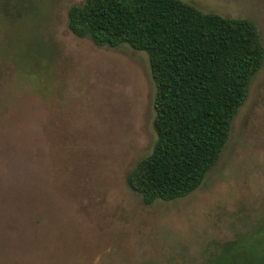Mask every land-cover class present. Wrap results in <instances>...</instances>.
I'll use <instances>...</instances> for the list:
<instances>
[{"label": "rangeland", "instance_id": "rangeland-1", "mask_svg": "<svg viewBox=\"0 0 264 264\" xmlns=\"http://www.w3.org/2000/svg\"><path fill=\"white\" fill-rule=\"evenodd\" d=\"M0 16V264H261L264 52L200 185L149 205L125 174L154 142L145 52L66 27L83 0H4ZM254 22L264 0H181Z\"/></svg>", "mask_w": 264, "mask_h": 264}, {"label": "trees", "instance_id": "trees-1", "mask_svg": "<svg viewBox=\"0 0 264 264\" xmlns=\"http://www.w3.org/2000/svg\"><path fill=\"white\" fill-rule=\"evenodd\" d=\"M6 3L0 0L2 18L21 13ZM66 27L98 46L126 44L147 56L155 139L125 174L127 187L144 205L195 190L260 68L264 49L254 22L181 0H83L67 8Z\"/></svg>", "mask_w": 264, "mask_h": 264}]
</instances>
